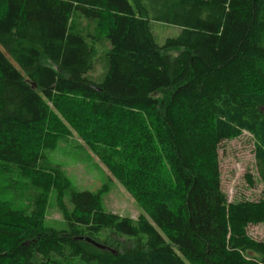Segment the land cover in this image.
<instances>
[{
  "label": "trees",
  "instance_id": "1",
  "mask_svg": "<svg viewBox=\"0 0 264 264\" xmlns=\"http://www.w3.org/2000/svg\"><path fill=\"white\" fill-rule=\"evenodd\" d=\"M74 11L108 18L101 81L87 76L95 47L69 30ZM154 23L177 30L159 39ZM70 130L145 215L105 211L40 168ZM30 132L36 151L19 139ZM242 132L261 199L229 203L217 150ZM0 166L39 189L31 210L0 199V264H264V239L246 231L264 224V0H0ZM50 188L68 195L64 229L44 224Z\"/></svg>",
  "mask_w": 264,
  "mask_h": 264
},
{
  "label": "rangeland",
  "instance_id": "2",
  "mask_svg": "<svg viewBox=\"0 0 264 264\" xmlns=\"http://www.w3.org/2000/svg\"><path fill=\"white\" fill-rule=\"evenodd\" d=\"M107 20L108 18L104 17L102 21H90L74 11L70 16L68 25L71 32L80 34L95 47L97 59L94 68L87 73V76L97 82L102 80L106 70L104 52L109 46L105 38ZM153 27L159 39L177 30L175 27L159 23H154ZM69 101L67 99L60 100L63 106L77 109L81 117L88 115V108L85 104L75 100ZM145 122L147 125L151 123L148 119H145ZM132 128H126V131ZM46 129L45 132L47 133ZM70 131V135L59 137L44 151L45 162L39 165L40 168H56L58 171H62L74 190H88L98 193L101 208L105 211L112 212L119 217H129L133 221L138 216L145 215L134 197L127 192L116 177L108 172L95 152L77 136L75 131ZM138 133L136 131L134 135L126 136V138H131V142L134 143V138ZM35 135V132L24 133L19 136V139L25 148L36 151L39 146H37ZM217 151L220 185L226 195L227 202L251 203L260 200L261 182L256 174L251 135L242 132L238 137L221 142ZM162 159L160 157L161 161ZM247 175L250 176L252 183L247 181ZM38 192L39 189L33 187L28 178H23L15 172L5 171L0 166V199L5 200L8 205L15 209L31 210L33 200L38 196ZM44 192V224L49 227L64 229V213L71 211L68 195L58 193L54 188ZM246 231L254 239H264L263 223L248 225Z\"/></svg>",
  "mask_w": 264,
  "mask_h": 264
},
{
  "label": "water",
  "instance_id": "3",
  "mask_svg": "<svg viewBox=\"0 0 264 264\" xmlns=\"http://www.w3.org/2000/svg\"><path fill=\"white\" fill-rule=\"evenodd\" d=\"M96 245H97L98 247H100V248H103V249H105V248H106L105 246H102V245H100V244H97V243H96Z\"/></svg>",
  "mask_w": 264,
  "mask_h": 264
}]
</instances>
